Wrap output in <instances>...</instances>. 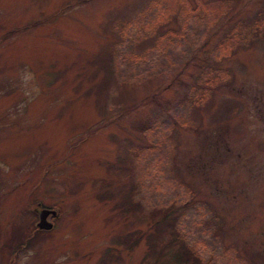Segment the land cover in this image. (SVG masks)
Returning <instances> with one entry per match:
<instances>
[{"label": "rangeland", "instance_id": "1", "mask_svg": "<svg viewBox=\"0 0 264 264\" xmlns=\"http://www.w3.org/2000/svg\"><path fill=\"white\" fill-rule=\"evenodd\" d=\"M259 17L0 0V264H264V29L237 26Z\"/></svg>", "mask_w": 264, "mask_h": 264}, {"label": "trees", "instance_id": "2", "mask_svg": "<svg viewBox=\"0 0 264 264\" xmlns=\"http://www.w3.org/2000/svg\"><path fill=\"white\" fill-rule=\"evenodd\" d=\"M261 20H263V17H259L256 18L253 22V24H251L250 26H246V25H237L238 27H242L244 29L249 30V35H254L256 32L262 29H264V23L261 22ZM244 26V27H243ZM248 38V35H244V36H240L237 37V41H244L245 39ZM187 250V248H186ZM185 249H183L180 246H177L174 250H172L173 252H175V259L180 262L183 263L186 260L190 259V261L194 260L193 256L190 254V252H187ZM191 264H199L198 262H196L195 260L191 263ZM202 264H205V262H203Z\"/></svg>", "mask_w": 264, "mask_h": 264}, {"label": "water", "instance_id": "3", "mask_svg": "<svg viewBox=\"0 0 264 264\" xmlns=\"http://www.w3.org/2000/svg\"><path fill=\"white\" fill-rule=\"evenodd\" d=\"M55 210L53 209H49V208H46V207H41L39 210H38V220L36 222V226L38 228H43V229H47L49 228L52 223L51 221H49L46 217H47V214L50 212L51 214L54 213Z\"/></svg>", "mask_w": 264, "mask_h": 264}]
</instances>
